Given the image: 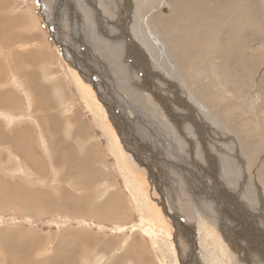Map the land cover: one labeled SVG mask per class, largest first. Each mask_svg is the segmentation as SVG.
<instances>
[{
  "label": "rangeland",
  "instance_id": "374dc122",
  "mask_svg": "<svg viewBox=\"0 0 264 264\" xmlns=\"http://www.w3.org/2000/svg\"><path fill=\"white\" fill-rule=\"evenodd\" d=\"M50 1L54 3L52 10L48 9V1L42 0L0 2V15L5 19L12 14L20 17L24 14L30 21L36 19L28 28L15 27L19 36L25 33L33 36L30 43L14 42L6 46V57L2 56L0 47V68H3L0 89L5 88L18 98V111L12 115L17 119L15 124L30 128L33 147L39 158L45 159L42 133L29 115L32 98L25 95L20 83L12 77L10 67L14 65L26 76L30 70L34 71L35 81L50 88L52 98L58 102V110H53L55 114L59 111L66 114L68 109L77 115V121L88 131L98 163L85 172L84 180L90 179L89 185L73 189L76 195H86L85 199H79L82 203L62 197L55 210L47 208L42 199L39 204L35 201V205L29 199L25 212L21 206H8L0 199L3 263L7 264L8 259L14 264L13 258L21 257L17 252L4 250L8 241L15 242L18 250L24 246L27 236H32L33 242L36 236L37 247L31 254L33 263L53 254L57 260L63 251H52L50 242L70 239L76 245V240L87 243L78 244L74 264H134L128 248L131 243L144 252L142 264H205L204 248L215 246L202 235L210 225L206 229L200 221L210 218L206 212L209 211L226 216L218 220L220 227L224 226L222 229L212 227L224 247L225 254L220 256L222 263L264 264V0ZM79 5L91 12L88 19H82ZM62 23L67 32L62 29ZM4 28L0 25V36L9 37L11 33ZM168 37L176 38V44ZM158 48L165 52L164 63L165 58L169 59L166 66L159 63ZM183 48L186 53L182 54ZM33 49H41V53H35L44 60L37 65L32 63L29 69L20 59L28 61L27 54ZM176 50L183 64L174 60L172 55ZM76 68L83 71L78 72ZM92 71L99 79L96 78V90L88 76ZM78 77L91 86V94L85 90L83 95L85 87ZM113 99L128 106L126 110L134 119V126L126 116L125 120L123 116L121 120L119 116L112 120L114 117L108 109L116 105ZM10 122L0 113V127L8 129ZM61 128L64 133L60 131V135L71 148L73 158L81 159L83 147L73 128ZM53 132L49 129V133ZM125 136L130 141L136 138L137 145L147 147L143 159L139 160L138 149L132 154L127 148ZM0 151V171L21 182L28 192L33 190L31 195L40 198L41 193L46 196V192L49 194L54 189L52 165L46 162V169L41 171L37 165L24 166L19 154L9 150L12 156H8L2 144ZM129 169L134 170L133 174ZM96 171L104 175L101 184ZM230 172L232 182L228 180ZM84 180H80L81 184ZM172 186L179 210L169 213V201L162 192ZM57 193L54 191V196ZM118 198L125 214L120 220L115 218L119 215L112 209V216L104 209L94 212L98 216L68 212L73 210V205L85 207L100 200H110L112 207ZM169 200L172 201L171 196ZM97 203L100 202L94 204ZM156 205L161 216L152 217L149 210L153 212ZM173 220L182 232L178 233L180 238L173 230ZM167 224L171 226V233L166 230ZM151 231L153 236L149 234ZM187 231L194 233L195 251L184 236ZM94 239L109 241L108 250L96 249ZM177 243H182L181 250Z\"/></svg>",
  "mask_w": 264,
  "mask_h": 264
},
{
  "label": "crops",
  "instance_id": "0c3cea01",
  "mask_svg": "<svg viewBox=\"0 0 264 264\" xmlns=\"http://www.w3.org/2000/svg\"><path fill=\"white\" fill-rule=\"evenodd\" d=\"M2 1L3 0H0V2H2ZM42 1H45V0H42ZM0 7H2V6H0ZM19 15L20 14H12L11 16H9L6 19H5V16L3 17V15H0L1 27L4 28V26H5L4 29L8 30L11 33V35L9 37L5 36V35L0 36V47L2 48L1 51L3 53L2 56H5V57L7 56V52L5 51L6 46H11V44H13L14 42H19L20 44H23V43L28 44V43H30V41L33 38V36L31 34H26V33L19 36L20 33L15 30V27L20 26V25H24V27L28 28L29 26L34 25L36 19H34V21L33 20L30 21V17L26 18L27 16L25 17L24 14H21V17ZM30 51L27 54L28 61L25 58L20 59L21 61H23L24 64L28 65L29 69L33 67L32 63L37 65L38 62H41L44 60V58L41 55H38L37 53H35L36 51L38 53H41L42 52L41 49H38V50L33 49L32 52H30ZM10 68L12 70V75H13L12 77L15 78V81H17V83H20V86L22 87L25 95H29L32 98V102H30V100H29V109H30L29 115L31 116L34 123L37 124L40 132L42 133L43 141H44L43 145H44V149L46 151L47 157L45 159H42L41 157L39 158L36 148L33 147L34 143L31 140L30 128L27 126H24V125L21 126L19 124H15V120H17V119L15 116H12V115H13V113L18 111V106H19L18 101L19 100H18V98L15 97V95L11 94L5 88L0 89V113L4 114L5 117H7L9 121H11L10 122L11 124H10V127H8V129L10 128V130L0 127V146L2 144V147L7 150V153L10 150L11 152L10 151L9 152L14 154V155H16V154L21 155L20 162L24 166H26V165L30 166L31 164H32V166L37 165V167L40 168L39 170L44 171V169H46L47 163L49 165H52L54 168V171H55V180H54L55 186H54V189H52L53 192L55 191L57 193V191H56L57 185L58 186L62 185V188H70L71 189V190H68V192L71 194V197H73L75 195L77 199H80L82 196L76 195L74 193L73 189L75 186H77L76 188H85L89 185L88 183L90 182L89 181L90 179L84 180V178H87V177H85V172L88 169H91L92 167L96 166V163H98L97 160L95 159L94 155H93V152H94L93 148L95 149V147H92L88 131L85 129V127H83V125L79 121H77V119H76L77 115L74 113H71L70 111H68V109L65 112L66 114H62L60 111L55 114V111H53V110H58V102L52 98L50 88H45V87H43L42 83L35 81L36 79L34 77V71L30 70V72H28V75L26 76L25 74H22V72H20L14 65H12ZM1 69H3L2 66H1L0 70ZM24 75H25V77H24ZM62 102H66V101L63 100ZM66 104H67V102H66ZM61 126H68L69 130L71 128H73L75 137L77 138V140H79L81 142V146L83 147L82 148L83 149V157L81 159L73 158V154H71L72 153L71 148H69L67 141H65L64 138L62 137L63 135L62 136L60 135V131H62L64 133ZM49 129L53 130L54 132L49 133ZM5 130H8V131H5ZM46 135H48V137H46ZM52 141H54V143H52ZM56 141H59L62 143H58V142L55 143ZM16 142H22L24 144H26V143L30 144V149H32L31 152L23 153L21 151L16 150L15 149L16 147L14 146ZM52 147L55 148L54 156L50 153L51 152L50 148H52ZM20 149H22V146H20ZM23 150L24 149H22V151ZM10 153H8L7 155L12 156ZM27 154H30V156L26 157ZM55 156L58 157V159H56ZM1 173L3 175H5L4 172H1ZM69 173H72L71 177L70 178L68 177V179H63L64 178L63 176L67 175ZM96 173H97L98 181L101 184L105 180L104 175L102 173H100L99 171H96ZM4 177L9 179L12 182V185L18 184L19 188L24 192L23 187L21 188V186H22L21 182H19L17 180L14 181L10 177H6V176H4ZM82 179L85 182L81 184L80 180H82ZM69 185H71V186H69ZM99 187H100V185H99ZM41 190H43V189H41ZM30 191H33V190H29V192ZM51 191L49 194H51ZM107 192H109V191H107ZM49 194H47V192H46V195H49ZM31 196L33 197L34 195H31ZM31 196L26 195V197H31ZM71 197H68V199L70 200V202H73ZM56 199L59 200L58 203L62 200V198L59 194L56 197ZM79 201L80 200H76L74 202L78 203ZM94 202L95 203L96 202L102 203V202H104V200L94 201ZM117 202L119 204L118 209L120 208L121 211L119 210V213H118L119 216H115V218H119L118 220H120L121 216H123L125 214H124V210H122L121 198H118ZM6 205L12 206L11 203H7ZM17 206H18V204L16 205V207ZM103 206L102 205L100 206L101 210H102ZM85 215H87V214H85ZM85 215H83V216H85ZM93 215H95V214L92 213V216ZM95 216H98V214H96ZM36 238L37 237L35 236L34 237V242L36 241L35 246L34 245L27 246V244H26L24 246L26 249L24 247H22V248L20 247L23 251H25V253L22 252L20 248H18V250H16L17 254L21 255V257H24V259L22 261L26 260V262L19 261L16 263V261H15L14 264H25V263L26 264H37L38 263L37 260H36L37 263H33L31 261V254L32 253L34 254L35 247H37L36 244L38 243V239H36ZM69 240L65 239L63 241L62 240L56 241V243H55V240L53 242L51 241L50 243L53 247L52 251L60 250L63 252L60 255H57V257H56L57 260L54 259L55 257L53 254L51 258H45V259H43L42 262L44 264H74L73 262H75L77 257H78V250H77L79 247L78 244H81L82 242L79 241V243H78V240H76V242H77V245H76L75 242H74V244H72L71 240L70 241ZM67 243H69L68 247H65V245H67ZM86 244H87L86 242H83L82 245L85 246ZM110 244L111 243L109 241H103L102 242V241H99L97 239H94L95 248L100 250V251L102 250V251L106 252V250H108V246ZM59 245L64 246V249H63V247H61L62 248L61 249ZM129 245H128L129 250L132 248L130 251H132L131 257H132L134 264H142V261L145 259L144 252L142 250H140V248H137V247H135V249H136L135 250L133 248L134 247L133 243H131ZM70 246H72V247H70ZM1 247H2V243L0 242V250H1ZM66 248L67 249L69 248V250H66ZM133 251L136 252V255L135 254L133 255ZM138 252L140 254H138ZM25 255L27 256V258L29 256V258L26 259ZM66 255L68 257L71 256L72 257L71 259L72 260L74 259V260L73 261L69 260L70 257L67 258ZM7 256H8V254L6 253V257ZM63 256H66V257H63ZM136 256H138V258ZM1 258L2 257H0V264H4ZM62 258H63V260H61ZM6 260H7L6 261L7 264L8 263L11 264V262L8 261V259H6ZM42 262L40 264H43ZM104 264H107V263H104Z\"/></svg>",
  "mask_w": 264,
  "mask_h": 264
},
{
  "label": "bare ground",
  "instance_id": "6f19581e",
  "mask_svg": "<svg viewBox=\"0 0 264 264\" xmlns=\"http://www.w3.org/2000/svg\"><path fill=\"white\" fill-rule=\"evenodd\" d=\"M45 1H48V4L50 5V6H48V9H51L52 10V6H53V2L52 1H50V0H45ZM45 1H42V2H44L45 3ZM55 1V0H54ZM63 1V0H62ZM41 3V2H40ZM53 3V4H52ZM73 3H74V1H73ZM72 4V3H71ZM113 4V3H112ZM63 5V4H62ZM80 6V5H79ZM47 7V6H46ZM78 7V6H77ZM78 9V8H77ZM81 9V10H80ZM88 9V8H87ZM102 9V8H101ZM79 10L82 12V19L83 20H85V18H87L88 19V17H90L91 16V12L90 11H86V10H83L82 8H81V6H80V8H79ZM78 10V11H79ZM77 11V12H78ZM85 11V12H84ZM164 11V10H163ZM168 10L166 9L165 10V12H167ZM88 12H90V14H89V16H88ZM80 14V13H79ZM54 15V14H53ZM53 15H52V18H53ZM81 15V14H80ZM102 15V14H101ZM81 17V16H80ZM54 18H55V16H54ZM55 20V19H54ZM66 22V21H65ZM77 22V21H76ZM103 22V21H102ZM57 23V22H56ZM108 23V22H107ZM63 25H62V29H64L65 28V26H64V23H62ZM70 25V24H69ZM94 26V25H93ZM70 27H71V25H70ZM81 27V26H80ZM119 27V26H118ZM98 28V27H97ZM100 28V27H99ZM145 28H147L146 26H145ZM102 29V28H101ZM100 29V30H101ZM155 29V28H154ZM67 30V29H66ZM65 29H64V31H66ZM99 30V29H98ZM99 30V31H100ZM153 30V29H152ZM157 30V29H156ZM169 30V29H168ZM56 31H58V29H56ZM60 31V30H59ZM68 31V30H67ZM66 31V32H67ZM154 31V30H153ZM61 32L62 31H60V34H61ZM144 32V31H143ZM155 32V31H154ZM81 33H83L82 31H81ZM146 33H149V32H146ZM79 35V34H78ZM116 35V34H115ZM126 35H128L127 33H126ZM125 35V36H126ZM81 36L83 37V35L81 34ZM145 36V35H144ZM148 37V36H147ZM154 37V36H153ZM152 37V38H153ZM117 38V37H116ZM127 38H129V37H127ZM140 39V38H139ZM168 39L169 40H171V42L174 44H176V42H175V39L173 38V40H172V37H168ZM116 40V39H115ZM118 40V39H117ZM127 40H129V39H127ZM177 40V39H176ZM60 40L58 39V41H57V43L59 42ZM130 41V40H129ZM142 43V42H141ZM140 43V44H141ZM174 44V45H175ZM178 44V43H177ZM60 45V44H59ZM146 45H147V43H146ZM152 45V44H151ZM163 45V44H162ZM61 46V45H60ZM63 47V46H62ZM65 47V46H64ZM142 47V46H141ZM153 47V46H152ZM176 47H180L179 46V44H178V46H176ZM145 48V47H144ZM62 50H64V49H62ZM138 50V49H137ZM174 50V49H173ZM181 50V49H180ZM158 53L156 54V55H159L158 56V59H159V63H164V61L162 60V57H163V54L165 53L164 51H163V49L162 48H158ZM182 51V50H181ZM150 52H151V49H150ZM149 53V52H148ZM180 53V52H179ZM178 52H177V50L176 51H174V55H172L173 57H174V60H176V63H178V64H183V60L180 58V55L181 54H179ZM183 53H186V50H184V48H183V51H182V54ZM150 54V53H149ZM71 56V55H70ZM150 56V55H149ZM161 59H160V58ZM142 60V59H141ZM169 60V59H168ZM168 60L165 58V63H164V65L166 64V63H168ZM87 61V60H86ZM154 61V60H153ZM160 64V65H161ZM104 66V65H103ZM166 66V65H165ZM168 66H170V64H168ZM167 66V67H168ZM76 67V66H75ZM90 67V66H89ZM159 67V66H158ZM77 70H78V72H81V70L83 71V69H80V68H76ZM158 69V68H157ZM168 69V68H167ZM166 69V70H167ZM93 70V69H92ZM94 71V70H93ZM93 71L90 73V72H88V76L90 77V79H92V81L94 82V83H92L91 85H93V84H95V86H93V88H94V90H96L97 88H96V81H97V79L95 78V74L93 73ZM77 75V74H76ZM78 76V75H77ZM79 78V77H78ZM80 79V78H79ZM87 79V78H86ZM133 79V78H132ZM81 80V82H83V79H80ZM99 80V79H98ZM110 80V79H109ZM113 80V79H112ZM103 81V80H102ZM101 81V84H103L104 82H102ZM89 84V83H88ZM83 85H84V94L83 95H85V90H88L90 93L89 94H91L92 92L90 91V90H92L91 89V86L89 85V86H87L84 82H83ZM114 85V84H113ZM145 88V87H144ZM140 89V88H139ZM110 90V87H109V89H108V91ZM100 91V90H99ZM142 91H144L143 89H142ZM151 91V90H150ZM95 92V91H94ZM97 92H98V90H97ZM106 92V91H105ZM140 92V91H139ZM145 94V93H144ZM106 95H107V93H106ZM92 96V95H91ZM107 97H108V95H107ZM144 97V96H143ZM150 98H152V97H150ZM149 98V99H150ZM104 99V98H103ZM110 99V98H109ZM108 99V100H109ZM146 99H148V98H146ZM154 99V98H153ZM114 100V99H113ZM114 101H117L116 99L114 100ZM120 101H117V103H116V105H114V106H112L111 107V109L109 108L108 109V113H110V114H112L111 116H113L114 117V119H112V120H116V118L118 119V116H119V118H120V120H121V117L123 116V119L125 120V118H124V116H126V118L129 120V122H131L130 124H132V126H134L135 124H133V122H134V119H132L131 117V115L129 114V112H127V110H126V107H128V106H126V104H124V102L123 103H119ZM107 103V102H106ZM109 103V102H108ZM113 105V104H112ZM121 105H123V106H121ZM143 105V104H142ZM105 107V106H104ZM152 107V106H151ZM130 108V107H129ZM137 110V109H136ZM104 111V110H103ZM138 111V110H137ZM142 111V110H141ZM140 111V112H141ZM198 111V110H197ZM107 112V111H106ZM124 112V113H123ZM201 112V111H200ZM136 113V112H135ZM138 113V112H137ZM159 113V112H158ZM202 113V112H201ZM144 114H145V112H144ZM200 114V113H199ZM207 115V114H206ZM141 116H142V114H141ZM146 116V115H145ZM144 117V116H143ZM200 119V118H199ZM141 120V119H140ZM117 121H119V120H117ZM116 121V122H117ZM127 121V120H126ZM123 123V122H122ZM127 123V122H126ZM124 124V123H123ZM149 125V124H148ZM114 127V126H113ZM126 128H127V126H125ZM130 127V126H129ZM211 127V126H210ZM215 127V126H214ZM131 128V127H130ZM216 128V127H215ZM118 129L120 130V127L118 126ZM128 129V128H127ZM132 130V129H131ZM126 131V130H125ZM128 131V130H127ZM127 134V133H126ZM133 137H134V134H131ZM128 138L129 137H127V136H125V139H126V141H127V148H130V150L132 151H130L132 154L135 152V148H136V152H137V149H138V157H139V160L140 159H143V157H144V154H146L147 153V147L146 146H142V145H137L136 144V142H135V140H136V138H131L132 139V141H130V140H128ZM227 140V139H226ZM225 140V141H226ZM223 141V140H222ZM62 143V142H59V141H56L55 143ZM230 142V141H229ZM52 143H54V141H52ZM120 145V144H119ZM133 145V146H132ZM227 145H229V144H227ZM233 147H234V145L233 144H231ZM16 148V150H20L19 148H20V146H22V149H24L25 150V152H27V153H29V152H31V150L32 149H30V144H24V143H22V142H16L15 143V145H14ZM230 148V147H229ZM231 150V149H230ZM50 153L54 156V154H55V148L54 147H52V148H50ZM122 151H124V150H122ZM1 152V151H0ZM151 152V151H150ZM122 153H124V152H122ZM125 155V154H124ZM126 155H128V152L126 153ZM27 156H30V154H27L26 155V157ZM134 156V155H133ZM130 157H131V155H130ZM55 158L56 159H58V157H56L55 156ZM134 158V157H133ZM144 160H145V158H144ZM136 161V160H135ZM160 161V160H159ZM119 163H120V166H121V168L122 167H124V165H123V163H121V160L120 161H118ZM138 162V161H137ZM142 162H143V160H142ZM131 163V162H130ZM139 163V162H138ZM149 163V162H148ZM152 163V162H151ZM161 163V162H160ZM158 167V165L156 164V168ZM164 167V164H162L161 165V169ZM120 168V167H119ZM136 169H137V166H136ZM153 169H154V167H153ZM219 170V169H218ZM226 170H228V168L226 169ZM226 170H224L225 172H226ZM129 171H130V173H132L133 174V171H131L130 169H129ZM232 172H230L229 173V178H228V180H229V182H230V180H231V176L233 175V173L231 174ZM148 174H149V172H148ZM147 174V175H148ZM166 174V173H165ZM71 175H72V173H69V174H67V175H64L63 177V179H68V177L70 178L71 177ZM5 175H3L1 172H0V199H2L1 201H6L7 203H11V205L14 207H16V205L18 204V206H21L22 207V209H23V211H25V212H27V209H28V207H27V204H28V201H29V199L31 200V201H34L33 202V204L35 203V201L39 204L40 202H41V200H39V199H42L43 200V204L47 207H52L53 209H55V210H57L58 209V207H57V203H58V199H56V197L54 196V194H53V190L51 191V195H46L45 196V194H43L44 196H41L42 195V193L39 195L40 196V198H38V197H35V196H33V197H26V195H29V196H31V191L30 192H28L27 190H25L24 188H23V190H24V192L19 188V185L18 184H16V185H12V182L9 180V179H7V178H5L4 177ZM132 176H134V175H132ZM166 176H167V174H166ZM62 177V176H61ZM168 177V176H167ZM237 177V176H236ZM134 180H136L135 179V177H132ZM236 180H237V178H235ZM242 181V180H241ZM231 182H232V180H231ZM236 182V181H235ZM233 183H234V181H233ZM22 185V184H21ZM221 185V184H220ZM235 185V184H234ZM240 185V184H239ZM21 188H22V186H21ZM230 188V187H229ZM238 189V188H237ZM236 189V190H237ZM57 190L59 191V194H60V196H61V198L62 197H65V198H68V197H71V194L68 192H66L63 188H62V185H60V186H58L57 185ZM235 190V189H234ZM174 192H175V189L173 188V186L172 187H170V188H167V189H164V191L162 192V193H164V196H166V200H168L169 201V205H170V207H168L167 209H168V212L170 213V210L172 211V213H174V210L177 208L178 210H179V207H178V201L177 200H175V199H173L174 198ZM234 193V192H233ZM229 195V194H228ZM233 195V194H232ZM86 196V195H85ZM85 196H82L80 199H84L85 198ZM170 196L172 197V201L171 200H169L170 199ZM228 197V196H227ZM14 200H13V199ZM71 199L73 200V202L74 201H76V200H79V199H77L76 198V196L74 195L73 197H71ZM149 201V200H148ZM30 202V201H29ZM110 200H106V202L104 201V202H102V203H97V204H94V203H90V204H87L85 207H81V206H79L78 207V204L77 205H73V210L72 211H68L69 213H72L73 215H77V216H83V215H85V214H87V215H92V213H94L95 211H101V205L103 206V208H102V210L104 209L106 212H109V214L108 215H110V214H112V210L114 211V212H116V213H119V210H120V208L118 209V202L117 201H113L112 202V207L111 206H109L110 205ZM164 202V201H163ZM78 203H81V201H79ZM212 203V202H211ZM210 203V204H211ZM16 204V205H15ZM155 204V203H154ZM165 204H168V203H164V205ZM35 205V204H34ZM149 205V204H148ZM151 205V204H150ZM153 205V204H152ZM173 205H175L174 207H172ZM106 206H109V207H106ZM234 206V205H233ZM47 207V208H48ZM150 207V206H149ZM151 207H153V206H151ZM34 208L35 207H33V210H34ZM236 208V207H235ZM37 209V208H36ZM112 209V210H111ZM118 209V210H117ZM155 212H154V211ZM153 212H151V210H149L150 211V215H152V217L155 215L156 217H158V216H161V213L159 212V208L157 207V205H156V207L154 206L153 207ZM29 211H31V210H28V212ZM48 211V210H47ZM121 211V210H120ZM256 211V210H255ZM35 212H37V211H35ZM63 212H65V213H68V212H66V210L65 211H63ZM206 212H208V213H210V218L209 217H207V216H205V217H207V218H205V219H201V221H200V223L204 226V227H206V229H207V227L208 226H206L207 224H209L210 225V227H211V229H210V227L207 229V230H205L203 233H202V235H203V237L204 236H206V240H210V241H213V244L212 245H215L214 247H211V245H210V248H212V249H206V247L204 248L205 250V252H203V253H206L207 254V257H206V260L204 261V263L205 264H224V263H222L221 262V258H220V256L222 255H224L225 253V251H224V247L222 248V246L220 245V242L218 241V239L219 238H217L216 237V234H214V230L215 229H222L224 226L222 225L221 227H220V225L218 224V220H219V218H220V221H222V219H224L225 217H223V216H221V213H219L220 215L218 216V212L216 213V214H214V213H212V212H209V211H206ZM103 213V212H102ZM101 213V214H102ZM223 213V212H222ZM36 214H38V213H36ZM96 214V213H95ZM105 214V213H104ZM30 215V214H29ZM114 215H116V214H114ZM169 215H171V214H169ZM110 216H112V215H110ZM167 216V215H166ZM174 218V217H173ZM222 218V219H221ZM110 220V219H109ZM160 220V219H159ZM174 220H175V218H174ZM174 220H173V230H174V232L176 233V237H179L180 238V236H178V233H182V232H180V229H178V226L179 225H177L175 222H174ZM214 223H217L218 224V226L217 225H215ZM264 224V223H263ZM201 225V226H202ZM153 226V225H152ZM171 226L170 225H166V230H168L170 233H171V228H170ZM214 228V230H213V228ZM205 229V228H204ZM225 229V228H224ZM249 229H251V228H249ZM258 230V229H257ZM223 231H225V230H223ZM257 232V231H256ZM224 233V232H223ZM222 233V235L223 236H225L226 235V233H224L223 234ZM258 233V232H257ZM149 234L151 235L152 234V236H153V231H151V232H149ZM186 235H184V236H186L188 239H189V241H190V245H191V247H192V250H194V247H193V244H195L194 243V241H192L193 239H194V233H189L188 231L185 233ZM182 235V234H181ZM189 235V236H188ZM228 235L229 234H227L226 235V239H228V241L231 239V241H232V238H230V236H229V238H228ZM250 236H251V234H249ZM83 237V236H82ZM34 238V237H33ZM216 238V239H215ZM262 238V237H261ZM178 239V238H177ZM0 240H2L3 241V238L1 237L0 238ZM133 241V240H132ZM200 241V240H199ZM261 241V240H260ZM259 241V242H260ZM180 242V241H179ZM83 243V242H82ZM176 243V242H175ZM201 243V242H200ZM222 243V242H221ZM261 243V242H260ZM27 244V246H31V245H34L35 246V242H33V239H32V236H27L26 237V242L24 243V246ZM59 244V243H58ZM140 244V243H139ZM177 244H179L177 247H178V249L179 250H181L183 247H182V243H177ZM210 244V243H209ZM64 245V244H63ZM189 245V246H190ZM199 245H202V244H199ZM244 245V244H243ZM24 246H22V247H24ZM56 246V245H55ZM60 246V248L61 247H63V249H64V246H61V245H59ZM130 246V245H129ZM198 246V245H197ZM21 247V248H22ZM66 247V246H65ZM135 247L136 246H134L133 248L135 249ZM248 247H250V246H248ZM20 248V249H21ZM25 248V247H24ZM28 248V247H27ZM190 248V247H189ZM26 249V248H25ZM62 249V248H61ZM132 249V248H131ZM130 249V250H131ZM133 249V250H134ZM197 249V248H196ZM200 249V248H199ZM227 249V251L229 250L228 249V247L226 248ZM4 250H6V251H8V252H15L16 253V243L15 242H13V241H8V244H7V246L4 248ZM136 250V249H135ZM134 250V251H135ZM191 250V251H192ZM21 251L22 252H24L25 253V251H23L22 249H21ZM133 251V255L135 254L136 255V252H134ZM195 251V250H194ZM193 251V252H194ZM239 251V250H238ZM249 251H252V250H249ZM132 252V251H131ZM130 252V253H131ZM184 252V251H183ZM192 252V254H194ZM242 252H243V249H242ZM55 253H56V251H55ZM213 254V256L211 257L209 254ZM29 254V253H28ZM27 254V255H28ZM132 254V253H131ZM138 254H140L139 252H138ZM137 254V255H138ZM220 254V255H219ZM59 255V254H58ZM65 255V254H64ZM142 255V254H141ZM182 255H184V254H182ZM186 255V254H185ZM253 255V254H252ZM26 256V255H25ZM67 256V255H66ZM66 256H63V257H66ZM204 256H206V255H204ZM262 256H264V255H262ZM8 257V256H7ZM70 257V259L69 260H71V261H73L71 258V256H69ZM68 256H67V258H69ZM137 258H138V256H136ZM194 257V256H193ZM217 257H219V258H217ZM238 257L240 258V255H239V253H238ZM259 257H261V256H259ZM28 258H29V256H28ZM27 258V256H26V259H28ZM188 258V257H187ZM186 258V259H187ZM204 258V257H203ZM217 258V259H216ZM24 259V257H18V258H13V262L15 263V261H16V263L17 262H19V261H22ZM57 259V258H56ZM66 259V258H65ZM220 259V260H219ZM245 259V258H244ZM61 260H63V258L61 259ZM228 260V259H227ZM24 261H26V260H24ZM59 261V260H58ZM224 261V260H223ZM23 262V261H22ZM41 263L42 262V260H40V261H38V263ZM183 262V261H182ZM226 262V261H225ZM36 263H37V261H36ZM37 263V264H38ZM39 263V264H40ZM43 263V262H42ZM57 263V262H56ZM62 263V262H61ZM69 263V262H68ZM229 263V262H228ZM227 263V264H228ZM44 264V263H43ZM182 264H184V263H182ZM185 264H187L186 262H185ZM196 264V263H195Z\"/></svg>",
  "mask_w": 264,
  "mask_h": 264
}]
</instances>
